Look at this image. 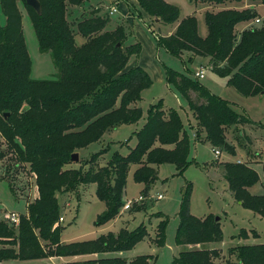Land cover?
Returning a JSON list of instances; mask_svg holds the SVG:
<instances>
[{
    "label": "trees",
    "instance_id": "1",
    "mask_svg": "<svg viewBox=\"0 0 264 264\" xmlns=\"http://www.w3.org/2000/svg\"><path fill=\"white\" fill-rule=\"evenodd\" d=\"M38 1L40 15L24 0H0L4 17V25L0 26V137L9 145L8 152L0 151V162L14 159L27 164L36 176L38 192V197L26 205V213L19 216L16 229L0 221V263L95 256L67 264H152L151 255L136 256L129 261L117 256L102 257L127 252L144 240L148 232L143 224L133 230L106 233L94 240L62 243L63 228L54 225L61 217L57 195L94 184L96 197L105 206L94 222L99 227L120 214L130 166L136 167L133 179L145 186V194L156 180V166L172 164L177 174L183 173L189 164V136L178 113L164 110L159 101L150 105L145 123L135 134L136 144L126 156L115 153L100 166L99 159L106 152L101 149L83 163L86 169L67 168L72 154L100 141L106 131L140 120L142 111L135 104L152 81L140 66L126 69L129 59L140 54L141 46L138 42L125 45L127 35L123 26L106 30L108 15L98 16L99 10H92L76 23V32L72 30L67 21V6L78 9L87 0ZM135 1L146 16L158 19L160 24L177 23L172 34L156 39L158 47L179 59L185 52L192 57L209 58L211 73L226 79V86L243 97L264 94V18L259 26L244 29L239 35L234 31L236 25L258 18L254 8L206 11L207 34L200 38L195 17L179 20L176 6L164 0ZM190 1L222 5L242 0ZM251 1L264 5V0ZM19 3L30 20L39 50L52 56L58 70L56 79L30 78L31 62ZM76 35L84 39L79 46L75 43ZM164 75L167 84L195 116V140L203 136L210 147L234 155V146L227 141L226 132L251 121L197 79L166 67ZM233 137L241 148L252 144L240 132ZM169 146L172 149L166 148ZM11 151L14 154L9 157ZM6 169L8 173L10 167ZM223 171L233 198L241 207L264 219V194L249 191L259 182L258 173L241 162H226ZM262 172L264 187V162ZM190 192L188 185L177 213L175 243L185 247L199 245V248L181 251L171 264H217L215 260L220 252L202 245L222 241L219 222L212 216L197 218L190 214ZM139 211L142 208L135 206L132 212ZM165 224V220L159 222L152 240L158 248L165 242ZM249 233L258 236L255 231ZM238 237L246 239L248 233L241 230ZM228 255L235 257L236 264H264V244L231 247Z\"/></svg>",
    "mask_w": 264,
    "mask_h": 264
},
{
    "label": "rangeland",
    "instance_id": "2",
    "mask_svg": "<svg viewBox=\"0 0 264 264\" xmlns=\"http://www.w3.org/2000/svg\"><path fill=\"white\" fill-rule=\"evenodd\" d=\"M128 1L134 2L133 6H138L135 4V0H118L116 1L118 4L110 0H87L81 5L83 11L79 12L76 7L68 5L67 21L72 30L76 32V23L82 18L87 17L89 10L98 7L101 15L105 16L108 13V8L113 5L117 11L113 15H109L110 21L106 28V30L111 31L116 24L122 21L120 17L121 9L123 10L127 7L133 12L132 6ZM164 1L179 9V20L188 16L195 17L197 21V33L200 38H205L207 34L204 21V14L207 10L209 12H216L224 9L241 10L243 8V3L235 2H226L222 5H208L199 2L195 3L190 0ZM19 7L22 13L23 36L31 62L30 78L33 80L56 79L58 70L50 52H41L39 50L34 30L22 3H19ZM134 9L137 10V7ZM255 11L258 14V18L263 20L264 5L258 6ZM137 23L140 26L141 33L157 49L155 59L162 74L166 67L184 75L186 74L192 79H196L195 73L200 69L204 70V78L197 79V81L212 94L227 101L235 112L249 119L251 123L227 130L226 139L229 144L234 146V155H229L218 149L220 155L215 157L213 154L214 148L210 147L202 139L203 136L195 140L194 132L197 121L184 100L174 91L173 87L169 88L166 83L158 82L157 77L152 72L153 76L151 77L150 75L152 81L150 87L142 91L140 101L135 104V107L140 108L142 111L140 120L135 124L119 125L106 131L100 141L79 149L76 152L78 154L77 162L71 161L67 168L86 169L87 165L84 164L85 166H83V163L101 149H106V152L99 159L100 166L105 165L115 153L126 156L136 144L135 134L145 123L150 105L156 104L159 101H161L164 110H175L181 119L190 141L189 164L181 175L177 174L175 166L172 164L156 166V180L149 187L146 194L143 193L145 186L136 183L133 179L136 167L130 166L126 176L124 202H131L133 204L127 210L123 209V205L120 214L115 219L99 227L94 226V222L97 215L104 211L105 206L103 202L97 199L95 193L96 186L94 184L79 186L74 192L59 193L57 195L59 213L63 222L61 223L59 218L54 225L55 227L61 225L63 228L61 242L66 244L94 240L100 235L110 232L117 233L121 229L133 230L140 224H143L146 227L148 236L137 243L131 250L125 252V254L135 257L151 255L154 257L152 264H171L172 260L181 251L188 249L185 246L176 245L175 233L178 226L177 213L182 195L188 185H190V214L197 218L207 216H212L214 219L218 218L222 232L221 242L205 244L202 245V248L217 249L220 252L219 259L215 260L217 264H236L235 257L228 255V249L239 245L264 244V219L256 213L241 207L233 198L228 189V184L223 178V165L226 162L247 163L259 175V182L249 189L250 193L264 194V187H262L264 94L254 97H243L233 88L226 86V79L216 77L211 73L209 58L192 57L190 53L185 52L182 54L181 59H179L170 55L163 48L157 47L155 45L156 39L166 37L174 32L177 23L170 25L153 23L150 18L143 20V23H141V20L137 21ZM251 23V27L259 26L254 21H251ZM2 25H4V17L0 10V26ZM122 25L127 35L124 42L125 45H130L140 41L139 39H143L141 37L136 38L139 36L134 26H130L127 22H124ZM243 28L244 25L240 23L235 26L234 31L239 35ZM83 42V38L78 35L75 36L76 45L79 46ZM144 43L146 42L144 41ZM140 58L139 54L136 57H131L128 62H134L135 65H138ZM237 132H240L243 136H248L252 140V144L246 145L245 149L241 148L233 137ZM8 147L9 145L0 137V151L8 152ZM166 148L172 149L171 146ZM13 154L11 151L8 156L12 157ZM250 154L253 158L248 157ZM7 166L10 167L8 173ZM35 177V174L28 170L27 164L18 163L14 159L11 161L6 159L4 161L1 160L0 217L4 212L18 213L19 216L26 213V205L38 197ZM158 194L162 196L161 199H157ZM139 197L143 199L138 201ZM135 206L141 207L142 211L133 213L132 211ZM161 220L166 221L164 231L165 242L162 247L158 248L153 244L152 240L155 238L157 225ZM0 221L14 229L17 228V226L14 227L7 224L3 218ZM241 230H245L248 233V238L240 239L238 237ZM251 231H255L258 236L254 237L249 233ZM104 255L102 257H112L114 254ZM85 258L76 256L62 258L63 261L60 260L56 264L87 260ZM18 262H14L13 264H19ZM4 264L7 263L5 262Z\"/></svg>",
    "mask_w": 264,
    "mask_h": 264
},
{
    "label": "crops",
    "instance_id": "3",
    "mask_svg": "<svg viewBox=\"0 0 264 264\" xmlns=\"http://www.w3.org/2000/svg\"><path fill=\"white\" fill-rule=\"evenodd\" d=\"M111 2H116L118 0H110ZM131 6H132V11L131 12L129 10V8L125 7V9H121V13H120V17H121V20L118 24L115 25V27L112 29L114 30L117 26H123L122 24L124 22H127L128 24H130V26H134V29L136 32H138V36L139 37H136V38H143V39H139L140 41H138V43L141 44V51H140V61L138 63V65H135V63H129L127 64L126 66V69H130L134 66H140L142 67L148 74L149 76L151 75V77L153 76L152 75V72L153 74L157 77V81L160 82V83H166L167 87H171L170 85L167 84L166 80H165V75H164V72L162 74L161 72V69L159 68L157 62H156V59H155V56L157 54V49H155L154 47V44H151L149 41H148V38H146L142 33H141V29H140V26L139 24L137 23V21H140L141 20V23H143V20L145 19H149L150 17L146 16L143 11L140 9V7L138 6H133V3L134 2H130L128 1ZM240 3H243V8L242 9H245V8H254V10H256V8L258 6H260V4H255L253 3L251 0H242ZM115 4H118V2H116ZM135 4L138 5L135 1ZM113 5H111L110 7H112ZM109 7V8H110ZM137 7V10L134 9ZM108 8V10H109ZM116 8V7H115ZM92 10H100L98 7H95V8H92ZM92 10H89L88 12L90 13ZM78 11L81 12L83 11L82 8H78ZM117 11V10H116ZM208 11V10H207ZM220 11V10H219ZM218 12V11H216ZM107 15V14H106ZM98 16H104V15H101L100 11L98 13ZM109 17V16H108ZM152 19V18H150ZM135 21V22H134ZM152 22L153 23H159V21L157 22L155 19H152ZM244 25V29H248L251 27L252 23L251 22H246V23H242ZM111 30V31H112ZM242 30V31H243ZM173 33V32H172ZM171 33V34H172ZM169 36V35H168ZM137 40V39H135ZM144 41L146 43H144ZM136 43V42H135ZM133 44V43H132ZM155 45L157 46L156 42H155ZM158 47V46H157ZM160 48V47H159ZM199 71V70H198ZM197 71V72H198ZM186 75V74H185ZM188 76V75H186ZM204 78V77H203ZM174 89V88H173ZM175 91V90H174ZM176 92V91H175ZM177 93V92H176ZM178 94V93H177ZM180 96V95H179ZM182 98V97H181ZM183 99V98H182ZM185 102V101H184ZM186 103V102H185ZM187 105V104H186ZM188 107V106H187ZM220 152V151H219ZM250 156V158L253 156L250 154L248 155V157ZM5 213V212H4ZM2 213V218H3V214ZM8 213V212H7ZM18 214V213H17ZM0 217V220H2V218ZM63 222V220H62ZM61 222V223H62ZM60 223V224H61ZM188 249H194V248H199V247H192V246H188L187 247ZM110 255V254H108ZM104 256H107V255H104ZM121 257L123 259H126V260H131L133 259L135 256H127V254H125V252H121V253H115L112 257ZM86 257V258H85ZM95 256H82V257H79V258H85V259H89V258H94ZM63 261L62 258H58V257H54V258H49V259H42V260H32V261H19L18 263L19 264H56L58 261ZM14 262H17V261H13V262H6L7 264H13ZM5 262H2L0 264H4Z\"/></svg>",
    "mask_w": 264,
    "mask_h": 264
},
{
    "label": "built area",
    "instance_id": "4",
    "mask_svg": "<svg viewBox=\"0 0 264 264\" xmlns=\"http://www.w3.org/2000/svg\"><path fill=\"white\" fill-rule=\"evenodd\" d=\"M114 13H116V8L112 6V7L109 8L107 15L108 16L109 15H113ZM261 22H262V20H260L259 18L254 20V23H256V24H260ZM204 74H205V71L200 69L198 72L195 73L194 76H195L196 79H202L204 77ZM213 154H214L215 157H217V156L220 155V152H219V150L214 149L213 150ZM161 198H162V196L160 194H158L157 195V199H161ZM142 199H143L142 197H139L138 201L142 200ZM132 204L133 203H131V202L124 203L123 209H125V210L129 209ZM3 220L7 224L15 227V226H18V224H19V215L17 213H14V212L5 213L3 215ZM59 221L62 222V218H60Z\"/></svg>",
    "mask_w": 264,
    "mask_h": 264
},
{
    "label": "water",
    "instance_id": "5",
    "mask_svg": "<svg viewBox=\"0 0 264 264\" xmlns=\"http://www.w3.org/2000/svg\"><path fill=\"white\" fill-rule=\"evenodd\" d=\"M25 4L32 8L37 15L41 14V6L38 0H24ZM157 22L159 21L158 19L156 20ZM78 160V154L74 153L71 155V161L77 162ZM215 221H218V218H215Z\"/></svg>",
    "mask_w": 264,
    "mask_h": 264
}]
</instances>
